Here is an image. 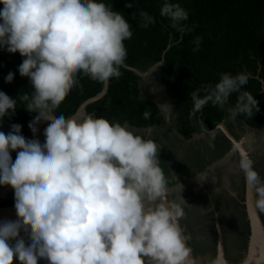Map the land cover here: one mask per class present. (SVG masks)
I'll list each match as a JSON object with an SVG mask.
<instances>
[{
  "label": "clouds",
  "instance_id": "clouds-1",
  "mask_svg": "<svg viewBox=\"0 0 264 264\" xmlns=\"http://www.w3.org/2000/svg\"><path fill=\"white\" fill-rule=\"evenodd\" d=\"M0 5V49L23 57L18 71L33 89L17 97L38 113L28 127L35 135L36 124L47 122L43 143L22 135L18 123L0 131V186L14 190L17 215L0 221V264H13L14 258L20 264L40 259L47 264H193L180 223L185 211L168 199L157 142L95 113L55 111L81 77L106 84L122 75L124 41L132 37L125 15L104 0H0ZM139 15L143 27L154 23L148 13ZM161 15L178 32L191 30L179 4L165 2ZM194 44L198 51L200 39ZM249 78L247 72L222 73L214 85H202L192 93V115L208 103L223 107L239 93L232 115L251 118L258 101L241 92ZM13 79L12 72L5 76V82ZM17 98L0 91V121L15 113ZM158 106L171 115L170 103ZM143 115L147 119L150 113ZM239 155L250 206L264 213V177L247 152Z\"/></svg>",
  "mask_w": 264,
  "mask_h": 264
},
{
  "label": "trees",
  "instance_id": "trees-1",
  "mask_svg": "<svg viewBox=\"0 0 264 264\" xmlns=\"http://www.w3.org/2000/svg\"><path fill=\"white\" fill-rule=\"evenodd\" d=\"M113 10L125 15L131 25L132 37L124 41L127 58L121 68L122 75L109 81L107 92L85 107L87 114L95 113L109 120H116L134 128H149L161 124L164 119L160 107L140 96V74H145L159 65L161 83L166 89L178 117V133L190 140L205 127L215 130L232 115L239 93H233L223 106L208 103L192 115V93L202 85H214L222 73L235 75L239 72L249 74L248 83L241 89L247 91L258 101V111L252 117L240 114L235 116L252 130L264 126V0H104ZM165 2L179 4L188 13L183 23L191 30L180 33L172 26L166 16L161 15ZM131 3L132 7L125 5ZM2 8V5H0ZM143 11L154 18V23L143 27ZM199 38L198 51H193L194 41ZM23 57L0 49V91L16 99L25 93L32 94L29 78L19 74L18 66ZM14 73L12 82H5V76ZM140 73V74H138ZM107 83L80 78V86L74 87L55 110L65 116L76 115L86 102L103 94ZM199 95H205L200 91ZM26 102L17 98V108L11 116L0 121V131L7 133L12 124L22 125L21 134L29 139L28 127L33 119L28 113ZM150 113L145 119L143 113ZM233 116V115H232ZM203 122V123H201ZM15 160L16 152H11ZM234 204V202H232ZM14 206V190L9 196L0 197V208ZM240 204L237 202V207ZM245 208V206H244ZM264 222V214L261 213ZM246 216V213H245ZM237 222V221H236ZM237 224L242 238L236 244L226 243L225 254L228 264H241L248 252L251 229L248 221ZM243 226V228H242ZM246 229V230H245ZM244 230V231H243ZM249 233H247V232ZM240 234V235H241ZM25 239L28 237L21 232ZM207 236V235H205ZM235 238V237H234ZM236 242V240H235ZM237 243V242H236ZM206 252H215L212 243L206 244ZM242 247V248H241ZM243 254H236L237 251ZM240 252V253H241ZM214 261V260H212ZM204 260L203 264H212ZM13 264H20L13 260Z\"/></svg>",
  "mask_w": 264,
  "mask_h": 264
},
{
  "label": "rangeland",
  "instance_id": "rangeland-1",
  "mask_svg": "<svg viewBox=\"0 0 264 264\" xmlns=\"http://www.w3.org/2000/svg\"><path fill=\"white\" fill-rule=\"evenodd\" d=\"M160 79L159 65L142 75L139 80L140 96L143 100L157 105L171 104ZM28 113L32 119L38 115L35 112ZM164 114L170 117V122L156 125L152 130L131 128L137 134L155 140L160 147V167L168 180V185H171L168 187L170 190L168 199L181 204L185 211L180 223L184 234L189 237L187 244L192 249L191 256L195 264H203L204 260L211 262L218 259L219 240L223 242L224 253L227 242L236 244L237 247L242 246V243H239L240 239L246 240L241 234L242 230L235 231L239 221L245 225L243 222L245 218L251 229L245 203L248 189L243 172L238 166L239 152L240 150L247 152L254 161L255 169L264 177V126L252 130L228 112L226 126L230 136L224 130L207 134L203 128L192 139L185 140L177 133L178 130L176 131L178 117L174 108L171 115L165 112ZM221 127H224V123ZM237 144L241 145L240 150L236 149ZM226 189L230 190V193ZM12 191L10 186H0V195L3 197L9 196ZM237 202L240 204L238 207ZM259 215L262 220L261 214ZM218 219L220 227L217 226ZM209 242L216 250L215 256H213L215 252H206V244ZM249 249L250 240L245 262L249 261ZM240 252L238 250L236 254L241 255L245 250ZM38 264H47V261L40 259Z\"/></svg>",
  "mask_w": 264,
  "mask_h": 264
},
{
  "label": "water",
  "instance_id": "water-1",
  "mask_svg": "<svg viewBox=\"0 0 264 264\" xmlns=\"http://www.w3.org/2000/svg\"><path fill=\"white\" fill-rule=\"evenodd\" d=\"M108 85H109V82H107V86L103 92L102 95H100L99 97L95 98V99H92L88 102H86L85 104L82 105V107L79 109V111L77 112V114L84 108L86 107L88 104L94 102L95 100L99 99L101 96H103L106 92H107V89H108ZM223 124V123H221ZM221 124L217 127L219 128L221 126ZM237 142V141H236ZM236 144V143H235ZM0 197H3L2 195H0ZM250 202H251V197L249 195V192H248V196L246 198V206H247V213H248V216H249V220H250V225H251V237H250V249H249V261L247 262H243L241 264H249L251 261H252V252H253V249H254V236H255V228H254V221L253 220H257V223L259 222L260 225V228H261V238H262V241L264 242V225H263V222L260 218V215H259V212L258 210L254 209L253 207L250 206ZM15 207H4V208H0V221H4V220H12L8 217H5L6 215H9L10 213L12 212H15ZM253 213V215H251ZM14 221V220H13ZM220 227V225H218ZM257 229L258 231L259 230V226L257 225ZM192 258V257H191ZM218 259H222L224 264H228L227 263V260L225 258V253H224V248H223V242L221 240H219V244H218ZM192 260L194 261V259L192 258Z\"/></svg>",
  "mask_w": 264,
  "mask_h": 264
},
{
  "label": "bare ground",
  "instance_id": "bare-ground-1",
  "mask_svg": "<svg viewBox=\"0 0 264 264\" xmlns=\"http://www.w3.org/2000/svg\"><path fill=\"white\" fill-rule=\"evenodd\" d=\"M237 208V207H236ZM259 212V211H258ZM260 214V213H259ZM264 214V213H263ZM237 215V214H236ZM247 215V214H246ZM253 215V213L251 214ZM239 216V215H238ZM242 216V215H241ZM263 216V215H262ZM5 217H8L12 220H16L17 219V215H16V211L10 213L9 215H6ZM242 218V217H241ZM248 218V217H247ZM240 219V217H239ZM247 221V220H246ZM254 221V228H255V236H254V249L252 252V261L249 264H264V242L262 241L261 238V228L259 222L257 223V220H253ZM240 222V221H239ZM241 223V222H240ZM217 224V223H216ZM220 225L219 224V219H218V224L217 226ZM257 225L259 226V230L257 229ZM243 228V226H242ZM246 230V229H245ZM247 232V231H246ZM249 233V232H247ZM228 240V239H227ZM192 257V256H191ZM193 264H195V261H193Z\"/></svg>",
  "mask_w": 264,
  "mask_h": 264
},
{
  "label": "crops",
  "instance_id": "crops-1",
  "mask_svg": "<svg viewBox=\"0 0 264 264\" xmlns=\"http://www.w3.org/2000/svg\"><path fill=\"white\" fill-rule=\"evenodd\" d=\"M150 71V70H149ZM148 71V72H149ZM147 72V73H148ZM146 74V73H145ZM142 75H144V74H140V76H142ZM161 80V79H160ZM164 91H165V88H164ZM166 92V91H165ZM171 101V100H170ZM171 104H172V102H171ZM161 113H162V111H161ZM80 114H87L86 113V111H85V107L78 113V114H76V115H80ZM164 115V116H163ZM162 116H163V119H164V121L161 123V124H158V126L159 125H162L163 123H165V122H170V120H169V116H167V115H165L164 114V112L162 113ZM226 122V123H225ZM224 123V127L222 128L221 126L219 127V128H216L215 130H213L212 132L213 133H218L220 130H224L225 132H226V134L227 135H229L230 136V132L228 131V128H227V126H226V124H227V118H226V121H224L223 122ZM156 126V125H155ZM47 127V122L46 121H41V122H39L38 124H36V128H37V132H36V134L34 135L33 133H32V131H31V134H30V137H29V139H39L40 140V142L41 143H43V141H44V135H43V133H44V129ZM131 127V126H130ZM154 127V126H153ZM142 129H144V130H152V127H149V128H142ZM204 129H205V127H204ZM207 129V128H206ZM176 131H177V129H176ZM205 131V133H207V134H209V130L208 131H206V130H204ZM178 133V132H177ZM234 142H236V141H234ZM180 184V183H179ZM178 184V185H179ZM172 186H174V184H172ZM168 187H171V185H168ZM228 188H229V183H228ZM230 189V188H229ZM226 190H228V189H226ZM228 192L230 193V190H228ZM170 193V190H169V192H168V194ZM232 193V192H231Z\"/></svg>",
  "mask_w": 264,
  "mask_h": 264
}]
</instances>
